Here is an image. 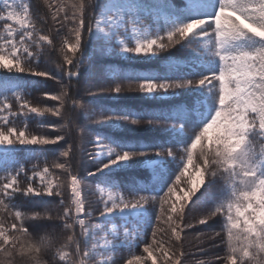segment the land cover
<instances>
[{
    "label": "snow or ice",
    "instance_id": "snow-or-ice-1",
    "mask_svg": "<svg viewBox=\"0 0 264 264\" xmlns=\"http://www.w3.org/2000/svg\"><path fill=\"white\" fill-rule=\"evenodd\" d=\"M44 5L41 13L30 0H0V70L60 86L59 92L44 93L57 105L38 106L22 91L27 82L0 79V264H14L16 256L24 264H44L42 253L53 250L55 264H264V0ZM57 37L60 59L52 61ZM97 51L162 63L146 72L99 69L100 83L85 89L88 96L119 100L125 92L137 93L168 106L89 108L76 98L72 81L86 79ZM45 58L55 68L41 67ZM78 109L104 130L95 133L87 152L94 165L87 176L100 177L101 196L94 204L85 196L87 177L77 170L80 146L67 139ZM33 116L64 123L39 125L57 131L55 136L33 134ZM141 128L155 134L136 138ZM44 145L60 147L50 164L45 158L42 167L28 169L16 158L20 149L35 156L42 148L34 146ZM133 166L149 169L151 176L126 195L113 173ZM17 193L58 202L29 216L16 203ZM42 218L62 222V242L32 236L26 222ZM209 221L219 230L196 239L221 252L195 259L185 250L186 230ZM198 251L208 256L206 248Z\"/></svg>",
    "mask_w": 264,
    "mask_h": 264
},
{
    "label": "trees",
    "instance_id": "trees-1",
    "mask_svg": "<svg viewBox=\"0 0 264 264\" xmlns=\"http://www.w3.org/2000/svg\"><path fill=\"white\" fill-rule=\"evenodd\" d=\"M96 2L98 4H101L104 2V0H96ZM174 2L177 5H179L181 3V0H174ZM30 3L32 5V9L34 12L37 10H39L41 13L46 11L44 0H30ZM59 45H60V37H57L55 40V48L51 50L50 52V59L52 61H57L60 59L59 52H58ZM88 52L92 53V50L91 51L88 50ZM93 64H94V67L92 71L90 73L85 74L86 79L84 81H81V83L79 84L76 83L75 79L72 81V85H73L72 93L78 99L84 96L85 94H87L85 91L86 88L91 87L93 90H95L94 85H96V83H100L101 76L97 74V70L104 69L105 74H106L108 70L113 69V68L119 69L121 71H126V72H133L132 70L136 68L134 66H129L130 64H123L116 60H107V59L105 60L99 52L98 53L95 52L93 54ZM45 66L55 68V63L48 64L47 58H45L41 61V67H45ZM140 66H143V65H140ZM85 67H87V65H85ZM152 67H148V68H152ZM2 74L4 75H0V79L9 77L6 74V72H2ZM28 76L29 75H26V74H18L15 77H13V78H17L20 82H27V86L24 89L26 98L29 99L33 103V105L49 106V107L57 105V101H52L48 99L44 95V93L45 92H52V93L59 92L60 91L59 84L54 80H47L46 78H43V77L30 78ZM65 82L67 83V81ZM125 95H129V96L137 95L138 96L139 94L125 93ZM138 99H140L139 96L135 98L134 101H130V102L125 101L124 103H121V102L119 103V102H113V101L105 102L101 98H90L89 99L85 97L83 98L82 102L86 103L89 108L90 107L95 108L98 103L109 106V107L115 106L116 104H122L128 107H132L134 109L151 107L150 105L142 101H138ZM42 122L60 123V124L64 123L63 120H61L59 117L48 116L43 121L41 119L32 117L29 120V129L31 130L33 134H47L49 136H54L55 130H53L52 128H41L39 126ZM80 122H76L75 124L78 125ZM70 128H71V138H67V139L69 143H75L80 146L81 151L78 153L76 164H77V170L83 175V169L84 167H86V165L83 162L82 153L83 151H85L87 147V137L89 135L88 134L89 131H87V128L83 127L82 129L84 131H83V134L81 135L75 131V126L73 124L70 125ZM135 135L138 136L139 139H145V140L151 137V136H146V135L142 136V134L141 135L135 134ZM59 143L61 146H66L64 144V141H61ZM59 151H60V147L57 145L43 147L42 151H38L35 156H30L29 154H26L27 152H23V150H20L16 152V158L22 163H25L27 168L32 167L33 164L43 166L45 158H47L50 164L53 160L59 157ZM139 173L143 176V173L141 172ZM125 180H127V176L126 178L125 176H122L121 185L124 189L123 190L124 192H126V187H127ZM212 191L215 192L216 189L213 188ZM29 200H31V203H29ZM57 202H58V198L56 200H53V198H50V197L49 198H46V197L28 198V197H23L19 193H17V200H16V203L18 205H21V210L28 213L29 216H31L33 212H40L41 214H43L47 209L55 208V204ZM202 207L204 209H207L209 207L208 202H205L202 205ZM0 215H3V214H0ZM25 226L29 228V232L32 234L34 238H38L40 236L47 234V235L55 236L59 241L62 242L64 235H65L62 222L58 220L49 221L43 218L42 219H30L26 222ZM215 227L216 229L213 231L219 230L217 225ZM53 251H45L44 253H42V260L44 261V264H50L51 262L52 263L55 262L52 258ZM14 264H24V262L21 259V257L16 256L14 259Z\"/></svg>",
    "mask_w": 264,
    "mask_h": 264
},
{
    "label": "rangeland",
    "instance_id": "rangeland-1",
    "mask_svg": "<svg viewBox=\"0 0 264 264\" xmlns=\"http://www.w3.org/2000/svg\"><path fill=\"white\" fill-rule=\"evenodd\" d=\"M146 23H147V21H146ZM88 50L91 51L92 49L89 48ZM96 53H98V51ZM101 56L105 60L106 59L107 60H116V61H119V62H121L123 64H130L129 66L136 67V68H134V70H132L133 72H146V71H149V70H155L158 67H160V63H162V62H159V63L158 62H143V61H136V60L128 61L125 58L118 57V56L112 55L110 53H104V54H101ZM140 65H143V66H140ZM148 67H152V68H148ZM2 72H5V71L4 70H0V75H4V74H2ZM6 74L9 77H15L18 74H25V73H15V72L7 73L6 72ZM25 77H27V76H25ZM28 77L35 78V77H32V76H28ZM98 84L99 83H96V85H94V86L96 87ZM24 89H22V91H24ZM125 93H128V92H125ZM125 93L122 95V97L119 100L110 99L108 97H92V96H88L87 94H85L82 97L83 98L87 97L89 99L90 98H101L105 102H112L113 101V102L124 103L125 101L126 102L134 101V99L139 96V95L138 96L137 95L129 96V95H125ZM5 94L11 95L10 92H7ZM138 101H142V102L150 105L151 106L150 108H158V107H167L168 106V102H160V101H155L154 102V101L148 100L146 98L145 99H138ZM33 118L41 119V118H38V117H35V116H33ZM76 122H80V123L78 125H76L75 124ZM73 125L75 126V129L77 127H79V128L85 127V128H87V131H89V133H88L89 135L87 137V147H86L85 151H83V153L82 152L81 153L83 154V162L86 165V167H84V169H83V176L87 177V180H86L87 182L85 183V196H86V199L89 202H92L94 204L95 201L99 200L100 196H101V193L97 190V181L100 179V177H99V175H97V177H95V178L87 176L88 171H94V165H93L92 161L88 158L87 152L91 151V149H92V146H93L92 145V140L95 137V133L97 131H104V130L102 129V126L92 123L91 120L85 119L84 115L82 114V110H79V109L77 110V114H76V116L74 118ZM56 134H58L57 131H55L54 136ZM116 134L118 136L119 135H125V133H123L122 131H117ZM135 134H137V135H141L142 134V136H145V135L146 136H152L155 133H152L150 131H147V130L141 128V129H138ZM135 137L138 138V136H136V135H135ZM47 146H51V145L34 146V147L43 148V147H47ZM20 150H23V149H20ZM20 150H18V151H20ZM23 152H27V151L23 150ZM26 154H29V153L27 152ZM173 167H174V165H173ZM28 169H31V167H29ZM139 172L143 173V176ZM29 175H31V172H30ZM122 176H125V178L127 176V180H125L126 184H127L126 192L123 191L124 189H123V187L121 185L122 184ZM150 176H151V173H150L149 169L141 168L139 166H133L131 168H126V169H117L113 173V179L119 184L120 191H122L126 195L129 193L130 187L134 183L144 182V181L150 179ZM38 183H39V180L36 181V184H38ZM141 194H144V193H141ZM104 195L106 196L107 193L105 192ZM46 198H49V197H46ZM215 226H216V224L213 221H209V224L207 226H205V225H197L196 226V230H191V229H187L186 230L188 235L185 238V250L190 252V253H193L195 259H201V258L208 259V258L214 257L217 253H220V249L219 248H213L207 242L204 243V244H201L199 242V240L196 239L198 233H200V232H202V233L212 232L213 230L216 229ZM200 239L203 240L204 237H200ZM201 247H204V248L207 249V252H208V256L207 257H202L201 256V253L198 251V249L201 248ZM141 250L142 249H137V254H139V252ZM117 255L118 256L119 255L126 256L127 253L125 251V252L119 253ZM50 264H55V262L54 263L51 262ZM149 264H150V262H149ZM158 264H159V261H158ZM187 264H192V261L189 260L187 262Z\"/></svg>",
    "mask_w": 264,
    "mask_h": 264
}]
</instances>
